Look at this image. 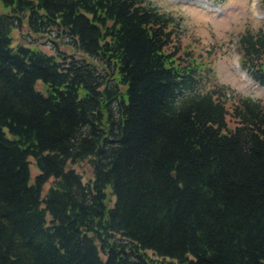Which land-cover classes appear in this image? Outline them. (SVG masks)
Instances as JSON below:
<instances>
[{"label": "trees", "instance_id": "obj_1", "mask_svg": "<svg viewBox=\"0 0 264 264\" xmlns=\"http://www.w3.org/2000/svg\"><path fill=\"white\" fill-rule=\"evenodd\" d=\"M0 2V264H264L263 101L204 88L145 0ZM26 21L71 53L16 46ZM261 32L240 63L264 85Z\"/></svg>", "mask_w": 264, "mask_h": 264}, {"label": "rangeland", "instance_id": "obj_2", "mask_svg": "<svg viewBox=\"0 0 264 264\" xmlns=\"http://www.w3.org/2000/svg\"><path fill=\"white\" fill-rule=\"evenodd\" d=\"M153 6L159 8L161 12L172 15L178 22L177 26H171L174 29L173 46L181 45V48H189L194 57L202 59L204 57L210 64V71L204 74L202 84L206 89L226 90L229 97L228 106L235 102L237 97H250L264 102V85L256 81L240 63L241 44L240 37L248 32L254 34L264 32V8L261 2L257 0L256 8L253 5L255 0H211L220 12L216 10H207L193 0H145ZM6 9L0 2V15L5 13ZM14 38L16 46L19 44L33 47L37 42L43 43L41 47L49 53L53 50L64 49L67 52L72 51L68 45L67 39L57 38L58 44H55L53 36H37L31 32L27 21L23 29L19 27L14 29ZM42 36V37H41ZM78 57H82L77 53ZM99 62H97V65ZM102 68L101 66H98ZM248 77V78H247ZM38 89L43 90L42 82H38ZM235 97V98H234ZM32 177L39 173L35 166V160L30 158ZM69 166L82 173L84 180L92 177V166L89 160L78 163H69ZM51 180L44 189L45 194L52 184ZM115 201L110 198V203Z\"/></svg>", "mask_w": 264, "mask_h": 264}, {"label": "bare ground", "instance_id": "obj_3", "mask_svg": "<svg viewBox=\"0 0 264 264\" xmlns=\"http://www.w3.org/2000/svg\"><path fill=\"white\" fill-rule=\"evenodd\" d=\"M201 5L202 6H204V7H206V8H208V9H211V10H213L214 8H213V4H206L204 1H201ZM256 4H257V0H255L254 2H253V5H254V7L256 6ZM256 8V7H255ZM248 78V77H247Z\"/></svg>", "mask_w": 264, "mask_h": 264}]
</instances>
